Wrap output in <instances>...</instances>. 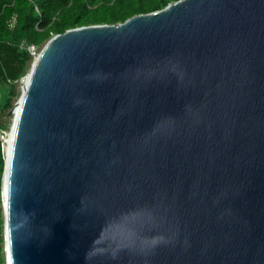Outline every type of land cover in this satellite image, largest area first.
Returning <instances> with one entry per match:
<instances>
[{"label": "water", "instance_id": "water-1", "mask_svg": "<svg viewBox=\"0 0 264 264\" xmlns=\"http://www.w3.org/2000/svg\"><path fill=\"white\" fill-rule=\"evenodd\" d=\"M21 83L6 264H264V0L68 30Z\"/></svg>", "mask_w": 264, "mask_h": 264}, {"label": "trees", "instance_id": "trees-1", "mask_svg": "<svg viewBox=\"0 0 264 264\" xmlns=\"http://www.w3.org/2000/svg\"><path fill=\"white\" fill-rule=\"evenodd\" d=\"M178 0H0V100L11 107L16 86L35 57L23 45L40 48L58 34L94 26L118 25L141 14L166 8ZM16 16L14 29L9 22ZM6 127L2 128L7 130ZM5 155L0 143V264H6L2 184Z\"/></svg>", "mask_w": 264, "mask_h": 264}, {"label": "rangeland", "instance_id": "rangeland-1", "mask_svg": "<svg viewBox=\"0 0 264 264\" xmlns=\"http://www.w3.org/2000/svg\"><path fill=\"white\" fill-rule=\"evenodd\" d=\"M47 43H44L39 49H37L38 51H37V56L35 57V59L41 54L42 50L44 49V47H45V45ZM31 68H32V66H31ZM31 68L29 69V71H28L26 76H28L30 74ZM20 84L21 83H19L16 86V95L12 99L11 107L9 108L8 111L3 112L5 104H4V102L2 103L1 100H0V128H5L6 126L4 124H7V129L9 127L11 128V126H13L14 121H12V120L14 118V114H11V112L15 109L16 103L19 101V99L22 96V85H20Z\"/></svg>", "mask_w": 264, "mask_h": 264}, {"label": "built area", "instance_id": "built-area-1", "mask_svg": "<svg viewBox=\"0 0 264 264\" xmlns=\"http://www.w3.org/2000/svg\"><path fill=\"white\" fill-rule=\"evenodd\" d=\"M16 23H17V18H16V16H14L11 19V21L9 22V28L11 30L14 29L15 26H16ZM22 48H27V50L34 57L37 56V51H38L37 49L38 48H36L35 46H33V45H23ZM11 132H12V127L11 128L9 127L7 130L0 128V143H1V147H2V150H3L4 155H6L5 152L8 149V146H9L8 140H9V137H10Z\"/></svg>", "mask_w": 264, "mask_h": 264}, {"label": "bare ground", "instance_id": "bare-ground-1", "mask_svg": "<svg viewBox=\"0 0 264 264\" xmlns=\"http://www.w3.org/2000/svg\"><path fill=\"white\" fill-rule=\"evenodd\" d=\"M18 84L21 83V80L19 82H17ZM22 84V83H21ZM20 105L21 103L18 104V106L16 107V110H15V113H14V116H16V119L14 120V123H13V132H11L10 134V137H9V140H8V143H9V146H8V149L6 150V158L8 160V166H7V169H6V173H5V196H7V183H8V175H9V172H10V164H11V155H12V147H13V139H14V136H15V133H16V126H17V119H18V115H19V112H20ZM8 246V255H9V244L7 245ZM9 263H10V260H9Z\"/></svg>", "mask_w": 264, "mask_h": 264}]
</instances>
